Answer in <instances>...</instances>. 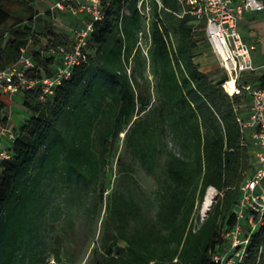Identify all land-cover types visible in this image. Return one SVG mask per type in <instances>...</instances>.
<instances>
[{
    "label": "trees",
    "instance_id": "obj_1",
    "mask_svg": "<svg viewBox=\"0 0 264 264\" xmlns=\"http://www.w3.org/2000/svg\"><path fill=\"white\" fill-rule=\"evenodd\" d=\"M162 2L160 9L152 0L150 28L143 31L137 0L104 1L103 19L95 23L71 77L45 103L37 91L21 93L32 115L13 127L11 158L2 164L0 264L27 256L29 264H47L50 255L62 262L61 235L53 224L61 208L52 205L67 192L76 199L91 185L107 216L102 252L90 264H218L215 257L223 254L234 256L235 264H264V226L251 232L242 220L240 237L248 243L232 250L223 236L237 225L241 185L257 168L249 132L237 120L246 115L251 97L229 96L222 86L226 76L215 82L200 69L195 59L202 45L208 48L204 31L194 28L190 16L166 9L177 11V0ZM4 3L0 69L16 63L21 48L38 36L41 43L28 55L37 75H52L60 58L42 49L66 44L67 35L51 27L41 34L34 26L38 15L20 29L16 23L6 27L10 14ZM141 37L149 39L146 49ZM244 76L241 85L264 86V69ZM6 104L0 96V116ZM120 144L132 160L118 156L119 181L109 188L106 168ZM136 165L155 178L152 195L140 185ZM211 186L218 194L201 220L196 211ZM237 250L244 252L241 258Z\"/></svg>",
    "mask_w": 264,
    "mask_h": 264
},
{
    "label": "built area",
    "instance_id": "obj_2",
    "mask_svg": "<svg viewBox=\"0 0 264 264\" xmlns=\"http://www.w3.org/2000/svg\"><path fill=\"white\" fill-rule=\"evenodd\" d=\"M104 1L106 0L52 2L48 7L50 17L54 18L57 13L69 17L72 15L78 18L79 22V25L75 23L71 28L68 27L71 37L67 44L50 45L48 48L44 46L42 49V54L58 56L60 63L52 75H37L35 63L28 55L33 44V41H30L27 46L21 48L16 63L0 69V96L11 98L20 93L37 91L38 100L42 103L47 102L63 81L71 77L73 67L81 62L88 37L95 30V23L103 19ZM150 1L152 0H137L138 9L148 18ZM155 1L160 9L164 7L162 0ZM177 3L179 5L177 11L166 9L179 18L190 16V23L194 28L204 31L209 50L217 65L226 73V79L222 84L226 93L231 97L242 93L251 97V105L247 108L248 115L238 116L237 120L242 132H249L254 145L257 168L241 185L240 202L234 210L237 225L232 231L223 234L225 238L230 239L229 250H232L248 243V239L240 237L243 233L240 224L242 220L247 222L251 232L264 226V86L239 83L244 75L257 71L253 57L257 46L244 39L239 29V21L246 12H264V0H177ZM139 44L142 46L141 39ZM230 81L234 82L235 90L229 89ZM16 137L9 118L4 120V117L0 116V175L3 162L11 158L7 144ZM243 253L237 250L235 256L241 258ZM215 261L218 264H224L226 261V264H230L229 261H233L232 264H235L234 256L228 254L216 256Z\"/></svg>",
    "mask_w": 264,
    "mask_h": 264
},
{
    "label": "rangeland",
    "instance_id": "obj_3",
    "mask_svg": "<svg viewBox=\"0 0 264 264\" xmlns=\"http://www.w3.org/2000/svg\"><path fill=\"white\" fill-rule=\"evenodd\" d=\"M52 2H54V0H37L35 2H27L26 0H5L4 6L10 14V20L6 24V27H11L12 24L16 23L14 28L20 29L29 22L31 17L36 19L38 15L41 19H39V21L37 20L34 26L42 32L41 34L51 27L59 32L61 37L67 35L65 37L66 42H69L71 37L69 28L75 25L78 18H75V16L72 15H70V17L73 18H70L69 16L57 13L55 16L56 19L55 17H51L50 19L46 13V9ZM149 9V18L147 15H143V31H148L150 28L152 19V1L149 2ZM48 20H51L52 23ZM177 21L178 19H175L173 23L176 24ZM171 35L173 40L176 41V33L174 29H171ZM35 41H37V44L34 43L30 50H33L35 45H38V42L41 43L38 36L35 38ZM141 42L142 47L146 49L149 44V39L142 37ZM195 61L202 71L208 72L211 75V78L215 79V82H218L226 76L224 70L217 65L214 56L205 45L201 46L200 54ZM261 71H256L254 74H259ZM146 75L150 91L153 92V87L151 86L153 77L149 72V69H147ZM248 76L249 75L244 76V79H247ZM145 84L146 83H144V87L146 86ZM3 98L6 100L7 104L1 117L9 118L11 127H14L15 124V126H20L22 122L26 121L27 118L32 115V112L26 105H24L21 93L12 96L11 98L8 96H3ZM12 121L15 123L14 125L11 124ZM118 156H121L126 162L132 160L129 151L123 147L122 144L118 145L115 157L111 159L106 168V178L110 182L109 188L115 186L119 181L117 166ZM136 166L138 170L136 176L140 185L144 191L152 195L156 189L155 178L146 173L139 165ZM217 194L218 191L216 190V196ZM65 197L63 199L58 198L55 200L56 203H53L52 206L60 204L61 212L55 216L56 221L53 222L50 220V222H53L54 224V229L61 235V238L57 239V244L62 253L63 260L62 262L55 261L54 257L50 255L47 257L46 262L47 264H90L93 259L98 257L100 252H102L99 247L101 245V236L103 234L102 222L107 216L105 203L98 204L97 193L94 191L92 185L86 187L76 199H73L68 192L65 194ZM203 202L201 206H198L196 211V214H200L201 220L206 218L203 217L202 214ZM194 222H196L195 219ZM29 257L30 256H27L24 260H16L15 264H29ZM226 262H224V264H226ZM229 262L232 264L233 261Z\"/></svg>",
    "mask_w": 264,
    "mask_h": 264
},
{
    "label": "crops",
    "instance_id": "obj_4",
    "mask_svg": "<svg viewBox=\"0 0 264 264\" xmlns=\"http://www.w3.org/2000/svg\"><path fill=\"white\" fill-rule=\"evenodd\" d=\"M76 24L79 25V22H76ZM239 29L246 41L256 44L257 49L253 52L254 62L255 65L257 66V71L263 70L264 69V12H246L242 17V19L239 21ZM248 113H249V109H247L246 116L248 115ZM11 124L14 125L15 123L12 121Z\"/></svg>",
    "mask_w": 264,
    "mask_h": 264
},
{
    "label": "bare ground",
    "instance_id": "obj_5",
    "mask_svg": "<svg viewBox=\"0 0 264 264\" xmlns=\"http://www.w3.org/2000/svg\"><path fill=\"white\" fill-rule=\"evenodd\" d=\"M228 87L230 90H235L234 89L235 88L234 82L230 81ZM215 197H216V190L214 187L211 186L208 188L207 194L205 196V200L203 202V206H202L203 217L207 216V213L210 211V209L214 203Z\"/></svg>",
    "mask_w": 264,
    "mask_h": 264
},
{
    "label": "water",
    "instance_id": "obj_6",
    "mask_svg": "<svg viewBox=\"0 0 264 264\" xmlns=\"http://www.w3.org/2000/svg\"><path fill=\"white\" fill-rule=\"evenodd\" d=\"M208 190V189H207ZM206 194H207V191H206ZM206 194H205V196H206ZM204 200H205V197H204Z\"/></svg>",
    "mask_w": 264,
    "mask_h": 264
}]
</instances>
